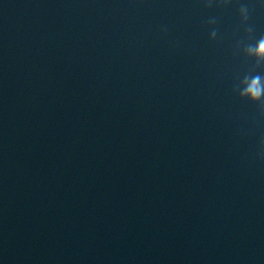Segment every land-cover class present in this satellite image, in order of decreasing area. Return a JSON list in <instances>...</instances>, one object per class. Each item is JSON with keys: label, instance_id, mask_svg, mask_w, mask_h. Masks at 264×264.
I'll use <instances>...</instances> for the list:
<instances>
[{"label": "water", "instance_id": "obj_1", "mask_svg": "<svg viewBox=\"0 0 264 264\" xmlns=\"http://www.w3.org/2000/svg\"><path fill=\"white\" fill-rule=\"evenodd\" d=\"M137 0H0V262L123 264Z\"/></svg>", "mask_w": 264, "mask_h": 264}, {"label": "clouds", "instance_id": "obj_2", "mask_svg": "<svg viewBox=\"0 0 264 264\" xmlns=\"http://www.w3.org/2000/svg\"><path fill=\"white\" fill-rule=\"evenodd\" d=\"M218 6L227 5L229 0H216ZM213 3V0H206L205 6ZM256 5L264 9V0H256ZM251 4L248 0H240L238 7L236 8V16L238 17L239 26L242 27L244 36L237 42L235 51L243 57L253 58L254 63L245 73V82L249 85L244 90L238 93L241 97H247L250 100L259 101L264 97V79L261 78L260 73H255L250 78L248 72H254L255 68L264 64V35H260L254 42L248 37L253 33L252 26L248 23L251 14ZM216 23L215 17L209 18V24L214 25ZM217 37V30L212 27L208 32V39L214 40ZM260 153L264 155V137L260 139ZM2 264V262H0Z\"/></svg>", "mask_w": 264, "mask_h": 264}]
</instances>
